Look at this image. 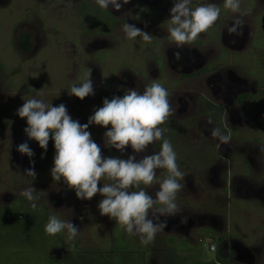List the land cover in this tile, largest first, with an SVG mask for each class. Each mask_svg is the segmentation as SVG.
Returning a JSON list of instances; mask_svg holds the SVG:
<instances>
[{
	"label": "rangeland",
	"instance_id": "1",
	"mask_svg": "<svg viewBox=\"0 0 264 264\" xmlns=\"http://www.w3.org/2000/svg\"><path fill=\"white\" fill-rule=\"evenodd\" d=\"M209 3H215L221 9L220 20L228 16V20L221 23L227 25L229 20L237 17L243 22L246 26L244 28L247 29L248 45L260 47V51L256 50V55H248L251 62L249 68L255 74H264V0H240V13H232L225 9L224 0H193L196 6ZM83 4L87 5L86 10L81 8ZM99 8L96 0L0 1V63L3 64H0V124L3 125V129H0V264H51L53 259L62 260L59 261L61 264H215L216 251L211 248V233L208 229L201 227L194 232L191 228L187 232L190 237L186 240L181 238L183 234H180V237L175 234L178 231H167L165 228L157 233L152 243L145 246L140 243L139 236L129 235L114 220L100 215L95 205L100 201L99 195L91 201H81L64 183L59 185L58 189V186L54 187L53 184L58 181L52 179L51 168L44 170L39 168L40 162L48 159V155H44L42 159L43 149L38 145L34 155L36 162L34 167L37 173L35 180L24 173V169L31 165L23 167L16 160L17 141L23 133L22 129L27 126L26 119H21L16 114L17 109L24 102L22 97L25 100L40 99L54 105L63 103L74 120L77 116L79 118L91 116L97 109L98 92H95L93 105L88 109L82 106L85 101L69 96L68 89L78 82V77L83 78L86 73L83 67H87L86 59L93 55L86 50L88 39L83 32L100 30ZM77 9L82 10L79 12L76 11ZM80 14L82 16L84 14L81 23H79ZM125 23L128 22L122 21V26ZM160 26L164 28L163 23ZM212 29L216 30V27L213 26L209 30ZM117 30L119 35L123 34L122 27ZM82 33L84 35H81ZM21 34L30 35V48L24 50L21 46L19 41ZM204 34L201 33L200 36ZM112 42L114 44L116 41L110 43ZM125 47V44L120 43L113 51L116 56H109L108 51L104 52L108 59L105 67L108 64L117 65L122 59ZM83 56L86 58L84 59ZM257 56L262 57L258 64L255 61ZM129 59L128 56L127 60ZM19 67L22 71L18 69ZM109 87L117 88V84L109 83ZM104 93L109 99L113 97L107 92ZM7 106L13 109L10 117L7 115ZM186 124H181L170 134L176 145L181 144L179 150L185 149L182 151V156L186 171L192 173L194 180L200 183V176L207 175V168L215 161L216 154L214 147L210 148V151L201 149L197 137H192L198 132H190ZM173 128L169 126V129ZM90 130L93 134L100 130V126L91 125ZM262 131L261 136L264 141V127ZM178 133L181 135V140L178 139ZM53 147L49 143L48 154H55ZM258 159L260 165L245 170L242 158L233 155V165L226 171L229 174H238L237 179L241 185H245L247 181H255L256 185H260L257 182L264 184L263 163L260 162L262 159L259 157ZM166 174L167 171L161 174L157 172V181L162 182L167 177ZM30 187H34V194L39 197L35 211L20 194ZM149 188L146 187L145 190ZM56 189L64 196L61 201L59 200L60 205L52 202L56 199L53 194ZM228 189L226 186L218 188L216 194L209 191L208 193L213 195L212 199L206 198L203 202L216 205L215 209L223 215L215 216L218 220L222 216V220L226 221L229 231L234 235L237 236V228H242L244 231L239 230L238 233L245 232L242 239L244 243H235L231 240L221 251L220 242L214 239L217 245L215 248L219 255L226 256L228 261L234 264L243 261H249V264H264V202L253 197L248 199L233 197ZM187 200L195 207L201 205L199 199ZM154 207L159 208L162 205L156 204ZM83 210L86 215L80 214ZM77 213L84 219L79 218ZM49 215H56L58 219L69 222L74 216L73 223L79 225L75 239H68L67 229L54 236L48 235L45 232V225ZM87 220L89 222H86ZM88 223L89 228L85 230L84 225ZM257 235L261 238L256 246L252 239ZM170 236L172 238L167 239ZM51 249L61 251L62 258L53 256L55 254L50 253Z\"/></svg>",
	"mask_w": 264,
	"mask_h": 264
},
{
	"label": "flooded vegetation",
	"instance_id": "2",
	"mask_svg": "<svg viewBox=\"0 0 264 264\" xmlns=\"http://www.w3.org/2000/svg\"><path fill=\"white\" fill-rule=\"evenodd\" d=\"M172 6V0H131V3L125 5L120 12H116L111 7L108 9L99 8L101 12L99 14L100 21L98 22L100 30L86 31L83 29V33H86L88 39L86 50L88 53L93 54L91 57H87V67L83 68L86 71L85 74H90L94 90L98 92L97 108L103 106L104 98L109 99L108 96L105 97L104 92H107L109 96L115 94L123 96L129 88H136L143 92L144 87L150 86L153 81L166 86L173 114L161 127L165 129V138L170 140L173 149H177L174 150L177 154V163L180 171L184 174L183 180L179 181L184 187L178 193L176 202L180 212L174 217H167L166 230L173 232L176 230L178 231L175 233L176 235L180 237V234H183L181 238L187 240L190 237L187 232L191 228L196 232L197 228L199 230L204 227L211 233V248L214 252L216 251L214 258L216 260L217 258L227 259L226 256L219 255L218 250L215 248L217 247L216 242L213 240L216 239L220 242L221 251L229 241L232 240L238 243L239 240L236 239V235L229 231L228 224L222 220L223 217L221 216V219L218 220L215 216L223 215L215 209L216 205L213 203L208 205L203 200L206 198L212 199L213 195L208 193L209 191L216 194L218 188L226 186L229 188V194L233 197L242 199L253 197L264 202V184L257 182L260 185H256L255 181L246 180L247 183L241 185L238 182L239 179H237L238 174H229L226 171V169H231L233 165V155L242 158L245 170L259 164L258 157H261V146L264 144L261 136L264 127V74L259 75L252 72V69L249 68L251 62L248 58V55H256L255 52L257 49L260 51V47L258 45L253 47L248 45L247 29L244 28L246 27L244 25L238 30L239 34H230L228 29L232 26L234 19L229 20V23L225 25L224 22H221L228 20V16H224L221 20L218 19V24L214 25L216 30H208L192 44L177 48L176 44L169 39L167 29L170 23L169 12ZM192 6L196 5L193 4ZM81 8L86 10L87 5L83 4ZM80 10L82 9L76 11L80 12ZM84 13H87V11H84ZM83 17L84 14L83 16L79 15V23H81ZM122 21L135 24L137 27L149 32L152 36V43H145L139 37L135 40H129L125 37L124 32L119 35L117 29L122 27ZM161 23L164 24V28L160 26ZM83 33L81 35H84ZM29 38V34L19 35V41L24 50L31 47ZM113 40L116 42L114 44L113 42L110 43ZM120 43L126 45L122 59L117 62V65L108 64L105 67L108 59H106L107 56L104 55V52L108 51L109 56H116L113 51ZM218 48L220 49L217 50ZM177 51L180 52V59L175 56ZM99 53L100 55H98ZM128 56L130 57L129 60H127ZM83 58L86 57L83 56ZM261 58L259 56L255 60L257 61L256 64L260 62ZM18 69L22 71L20 67ZM109 83L117 84V88L109 87ZM94 98V96L86 97L82 106L90 109ZM6 110L7 115L10 117L13 113L12 107L7 106ZM89 116H80V118L77 116L76 120L84 124L87 123ZM209 119L212 124L207 123ZM181 124H186L190 132H198L196 136L192 137H197L196 140L201 148L210 151L209 149L214 147L216 159L207 168V175L205 177L204 175L200 176V183L194 180L192 173L186 171L182 156V151L185 149L179 150L181 144L176 145L170 134ZM169 126L174 128L169 129ZM212 127L219 128L224 135H230V143L223 144L218 138H213L210 132ZM0 129H3L2 124H0ZM24 129L25 127L18 138V145L28 142L35 153L38 143L29 140ZM89 131L91 132L90 128ZM105 131L106 129L100 127L99 131L91 133L93 139L100 145L105 156H121L122 154L111 148L110 145L105 146ZM178 139L181 140L180 133H178ZM49 143L54 146V142L51 140ZM159 149L160 143L149 146L145 153L137 156V159L139 160L143 155H150L154 151H159ZM131 153L132 150L129 148L128 154ZM253 153L255 155H252ZM46 154L48 159L46 158L40 162L39 168L42 170L54 166L55 154ZM15 156L17 162L23 167L30 165L27 156H22L16 150ZM34 158L35 156L32 159L34 160ZM122 158H127V156L124 155ZM45 163L48 164L44 165ZM262 165L264 169V164ZM163 171L166 170H158V174ZM104 182L102 181V183ZM61 184H63V181L56 182L53 185L54 187L58 186V189ZM158 188L159 183L145 191L155 198V192ZM57 189L53 191L56 199L52 202L60 205L59 200L61 201L64 196ZM72 193H74L73 190ZM192 193L195 194L194 198L190 196ZM99 198L102 199L101 196ZM187 199H199L201 205L195 207ZM95 205L97 206V203ZM80 214L86 215L84 210ZM80 214L77 213L78 217L84 219L83 216H79ZM60 217L62 218L61 215ZM183 217H187L186 223H181ZM164 219V217H161V220ZM74 220L75 218L72 216L70 222H74ZM86 222L84 221V223ZM88 225L89 223L84 225L85 230L89 228ZM169 238L172 237L170 236L167 239ZM169 241L171 242V240ZM229 264L234 263L229 262Z\"/></svg>",
	"mask_w": 264,
	"mask_h": 264
},
{
	"label": "clouds",
	"instance_id": "3",
	"mask_svg": "<svg viewBox=\"0 0 264 264\" xmlns=\"http://www.w3.org/2000/svg\"><path fill=\"white\" fill-rule=\"evenodd\" d=\"M96 3L102 9L111 7L120 12L131 0H96ZM172 3L168 34L177 48L192 44L201 33L208 32L221 14V9L215 3L196 7H192L193 0H172ZM224 8L232 13H240V0H224ZM242 26L243 22L238 17L234 18L228 31L239 34ZM122 31L129 40L139 37L145 43H152L151 34L135 24L125 23ZM175 56L180 59V52L177 51ZM77 81L68 89L69 96L83 101L95 95L90 74L78 77ZM22 100L24 102L16 114L26 119L25 134L43 149L42 159L48 151L50 140L54 142V166L50 170L52 179L63 181L69 190L75 192L77 199L91 201L97 195L101 196L97 205L100 215L114 220L129 235L139 236L140 243L145 246L155 240L158 232L167 228V217H174L180 212L176 200L184 187L179 182L184 174L180 171L170 140L164 136L165 129L161 127L173 114L169 92L161 83L153 81L150 86L144 87L143 92L129 88L123 96L104 98L103 106L95 109L84 124L74 120L63 103L54 105L35 98L25 100L23 97ZM207 123L212 124V121L209 119ZM91 125L106 129L105 146L110 145L122 155L105 156L89 131ZM210 132L223 144L231 141L230 135H224L219 128L212 127ZM157 143H160L159 151L137 159L149 146ZM129 148L131 154H128ZM16 150L29 158L31 166L24 169V173L35 180L37 173L32 159L35 155L33 149L28 142H23ZM261 152L264 153V146H261ZM124 155L127 158H122ZM261 163H264V159ZM158 170L168 173L162 182L157 181ZM157 183L159 188L153 198L145 188ZM34 193V187L20 193L33 211L37 209L36 201L39 199ZM156 204L162 207H154ZM161 217L165 219L161 220ZM186 222L187 217H183L181 223ZM65 229L69 240H74L78 235L79 229L73 222L49 215L45 225L48 235L54 236Z\"/></svg>",
	"mask_w": 264,
	"mask_h": 264
},
{
	"label": "crops",
	"instance_id": "4",
	"mask_svg": "<svg viewBox=\"0 0 264 264\" xmlns=\"http://www.w3.org/2000/svg\"><path fill=\"white\" fill-rule=\"evenodd\" d=\"M107 17V16H106ZM201 149H203V148H201ZM263 153L261 152V155H262ZM260 159H262L261 157H260ZM263 159H264V154H263ZM264 164V163H263ZM190 196L191 197H193L194 198V196H195V194L194 193H192V194H190ZM239 230H243L242 228H237L236 229V234H237V236H236V239H240V243H244V242H242V239H243V237H244V235H245V232H239L238 233V231ZM244 231V230H243ZM260 236H255V237H253V241H254V245H258L259 243H258V241H260ZM247 245V244H246ZM17 252H19V251H17ZM50 253L52 254H55V255H53V256H59V257H61L62 258V253H61V251H59V250H56V249H51V251H50ZM229 262H231V261H228V259H221L220 261L217 259L216 260V263L215 264H229ZM240 264H249V261H243V262H241Z\"/></svg>",
	"mask_w": 264,
	"mask_h": 264
},
{
	"label": "trees",
	"instance_id": "5",
	"mask_svg": "<svg viewBox=\"0 0 264 264\" xmlns=\"http://www.w3.org/2000/svg\"><path fill=\"white\" fill-rule=\"evenodd\" d=\"M48 163H45L44 165H47ZM52 256V255H51ZM53 258V257H52ZM52 261H55V262H59V261H62V260H57V259H53ZM50 262L51 264H54L53 262ZM56 264V263H55ZM59 264H61L60 262H59Z\"/></svg>",
	"mask_w": 264,
	"mask_h": 264
}]
</instances>
